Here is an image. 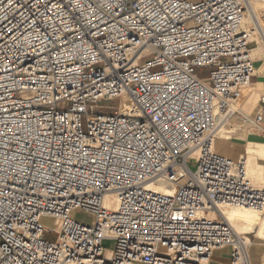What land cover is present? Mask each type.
<instances>
[{
  "label": "built area",
  "instance_id": "built-area-1",
  "mask_svg": "<svg viewBox=\"0 0 264 264\" xmlns=\"http://www.w3.org/2000/svg\"><path fill=\"white\" fill-rule=\"evenodd\" d=\"M250 25L264 0H0V264H251L221 211L264 189L214 150Z\"/></svg>",
  "mask_w": 264,
  "mask_h": 264
},
{
  "label": "crops",
  "instance_id": "crops-1",
  "mask_svg": "<svg viewBox=\"0 0 264 264\" xmlns=\"http://www.w3.org/2000/svg\"><path fill=\"white\" fill-rule=\"evenodd\" d=\"M255 71V77L257 76L260 81H258V78L253 79L251 85L243 91L241 98L236 103V108L238 109V126H231L229 132L224 131L222 134H217V139L222 141L218 144L219 147H216L215 141L214 148H217L221 151L223 156L229 157L232 160H239L241 158L246 159L248 170L255 171L256 173L250 177L252 182L254 185L264 188V143L250 142L248 143L247 148L244 149V154H241V150L237 148L234 143L228 142V134H233V132L241 129L244 120L247 119V117L253 118L255 115H260L264 124V103L261 102V99L264 97V62L255 65ZM256 97H258V101L254 102ZM251 101L252 105L248 107ZM243 111L247 117L242 114ZM222 135L225 136L223 137ZM245 154L247 155L246 158L243 157ZM254 161H257L258 163ZM259 171H261L260 176ZM248 256L251 264H264V233L262 237L254 236L251 238L248 248ZM214 262L216 264H229L228 250L225 249L221 252L215 253L210 264H215Z\"/></svg>",
  "mask_w": 264,
  "mask_h": 264
},
{
  "label": "bare ground",
  "instance_id": "bare-ground-1",
  "mask_svg": "<svg viewBox=\"0 0 264 264\" xmlns=\"http://www.w3.org/2000/svg\"><path fill=\"white\" fill-rule=\"evenodd\" d=\"M248 23V22H246ZM249 29L253 32V39L254 41L258 42V46L252 50V55L253 58H259V57H264V45L263 43H260L259 41V33L254 30V28L250 25ZM255 69H254V74H255ZM237 115H238V109L235 107L233 109L232 115L225 121L219 123V128H218V133L228 131L230 130V127H237L238 126V120H237ZM250 123L252 124V119L249 120ZM253 125V124H252ZM254 127V125H253ZM256 129V128H255ZM257 131V129H256ZM221 133V134H222ZM217 145V144H216ZM214 150L222 155L221 151H219L217 148ZM223 156V155H222ZM244 160V165H245V173L246 177L251 181V176H253L255 171L248 170V163L247 160L242 158ZM237 161V160H233ZM261 175V171H259V176ZM254 184V183H253ZM256 188L259 189H264L263 187H258L256 185H253ZM221 215L225 218V220L229 223V225L232 227L234 232L239 235V234H244V233H254L255 236L257 237H262L264 233V211H255V210H250V209H245V208H228V209H223L221 211ZM243 238L244 241V247L247 250L248 244L250 243V240L247 238L240 236ZM105 242H103L104 244Z\"/></svg>",
  "mask_w": 264,
  "mask_h": 264
},
{
  "label": "rangeland",
  "instance_id": "rangeland-1",
  "mask_svg": "<svg viewBox=\"0 0 264 264\" xmlns=\"http://www.w3.org/2000/svg\"><path fill=\"white\" fill-rule=\"evenodd\" d=\"M258 46V42L256 41ZM255 47V48H256ZM264 57H259V58H255V65L257 64H261L264 62ZM210 69L204 68L201 70L197 71L198 76L200 77H207L209 74ZM258 78L257 76L254 77L253 79ZM252 79V81H253ZM258 81H260V79L258 78ZM258 101V97L255 98L254 102ZM119 101L115 100V101H109V102H102L101 104L104 106H112V107H116L118 105ZM239 104V103H238ZM237 104V106H238ZM252 105V101L249 103L248 107H250ZM244 116H246L245 112L243 111L242 113ZM247 117V116H246ZM252 119V117H247V119L244 120V124L241 127V129H239L238 131L233 132V134H228L229 136V140L228 142H232L234 143V145L239 148L241 150V154H244V149L247 148L248 143L250 142H255V143H264V141L261 139L260 134L258 133V131H256L255 127H253V125L251 123H249V120ZM229 132V130L227 131ZM254 132V133H253ZM222 133V132H220ZM217 132V134H220ZM223 137L225 135H222ZM222 140L217 139L216 140V147H219L218 144L221 142ZM240 154V155H241ZM243 157H247V155H243ZM257 162V161H254ZM258 163V162H257ZM191 170H193V167L191 166ZM253 184V182H252ZM254 185V184H253ZM73 219L83 225H90L92 222V217L82 211H76L72 214ZM41 224L46 228V230H53L54 229V220L50 219V218H42L40 220ZM239 236H244L245 238H247L248 240H251L252 237L255 236L254 233H244V234H239ZM45 240L46 241H50L52 242L54 240V235L52 233L50 234H46L45 235ZM103 247L107 250H113L114 248V244L112 241L110 240H106L105 243L103 244ZM215 263V262H214ZM216 264V263H215Z\"/></svg>",
  "mask_w": 264,
  "mask_h": 264
}]
</instances>
